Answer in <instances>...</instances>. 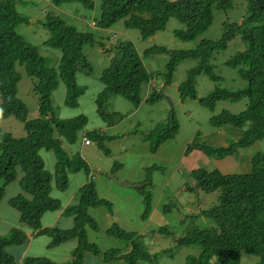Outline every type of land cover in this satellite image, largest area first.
<instances>
[{
    "label": "trees",
    "instance_id": "trees-1",
    "mask_svg": "<svg viewBox=\"0 0 264 264\" xmlns=\"http://www.w3.org/2000/svg\"><path fill=\"white\" fill-rule=\"evenodd\" d=\"M100 1V15L93 20L96 28L110 30L123 22L127 29L138 30L144 40L165 31L170 19L175 18L185 28L174 31V36L183 42L194 41L213 25L215 9L232 8V0ZM246 1L248 15L241 23H224V34L219 40H202L194 49L171 51L158 46L145 50L141 55L133 42L120 43L117 56L101 77L105 89L97 100L99 113L105 115L104 99L110 94L123 97L136 106H140L144 100L151 104L161 100L157 92L144 99L154 79L144 58L159 55L169 56L165 71L158 74L166 87L173 84L181 62L189 59L198 62L179 86L183 100H197V78L204 74L214 82H221L222 78L214 72L215 54L227 49L229 43L240 37L245 49L226 64L239 70L247 87L229 91L218 85L208 98L200 99V103L214 109L219 101L247 98V107L240 115L224 111L211 118V124L218 129L227 126L247 128L238 141L227 147L214 148L194 140L188 145L186 155L198 151L209 158L223 160L264 139V0ZM37 2L0 0V123L14 117L25 128V136L16 138L0 127V207L6 197L7 187L18 182L20 192L8 202L20 215L21 224L34 230V237L46 236L51 239L50 248L68 242L77 243L71 262L62 264H82L87 254L101 257L107 262L105 264L115 259L122 260L123 264H156L161 253L152 254L142 243L134 242L137 233H128L119 227L111 231L116 237L131 241L130 250L104 254L89 242L86 226L94 227L89 209L101 205L111 208V203L98 196L92 182L81 188L76 205L64 210L73 218V228L63 230L42 225V218L47 212L54 213L62 209L61 201L51 196L53 183L59 191H65L71 174L81 171L87 176L91 174L83 158L71 156L63 147L64 141L70 145L76 143L78 133L87 125V119H58L54 115L52 96L62 82L67 90L66 105L71 108L78 106V99L84 94V89L78 85L76 73L93 72L85 48L97 45V40L94 34L81 32L79 26L69 25V16L62 10L66 6L79 4L77 12L86 15L94 11L95 0H50V5L46 7L37 5ZM38 8L40 12H37ZM30 9H35L34 14H29ZM85 9L82 14L81 11ZM31 23L39 24L48 32L43 45L60 52L56 69L48 66L38 45L27 41L20 34L19 28L29 27ZM18 66L24 67L26 75L33 80V90L40 96L39 118L32 121L29 120L28 107L18 97V86L22 79ZM172 125L166 134L159 135L158 141L152 142V152H157L164 141L177 133L174 118ZM94 133L97 135L98 132ZM96 137L98 141L103 140L101 135ZM43 150L53 151L56 155L53 173L45 168L40 155ZM249 164V171L239 174L224 175L218 170L205 169L190 172L193 184L186 187L190 194L202 190L207 194L218 192L219 197L217 205L202 214L196 212L192 215L193 218H211L215 227L193 231L177 242L179 247L197 245L202 249L198 258H188V264H241L244 254L254 255L258 258L257 264H264V153L255 154ZM160 232L170 233L168 228H161ZM27 239V235L18 228H12L6 236L0 235V264H56L41 256H27L21 263L8 251L11 246L24 245Z\"/></svg>",
    "mask_w": 264,
    "mask_h": 264
},
{
    "label": "rangeland",
    "instance_id": "rangeland-1",
    "mask_svg": "<svg viewBox=\"0 0 264 264\" xmlns=\"http://www.w3.org/2000/svg\"><path fill=\"white\" fill-rule=\"evenodd\" d=\"M33 1L35 0H28V2ZM38 1L39 6L50 5V0ZM95 3L94 11L86 13L89 20H85L84 23L80 19L81 13L77 12V8H80L79 4L62 9L69 16V25L79 26L81 32L94 34L97 40V45L85 48V54L93 72L91 74L76 73L77 83L84 89V94L79 97L76 108L66 105L67 90L62 82L52 96L54 115L58 119L79 117L87 119V125L82 132L78 133L76 143L70 145L64 141L63 147L72 156L83 158L89 165L91 174L87 176L84 171L75 175L71 174L65 191H59L53 183L51 196L61 201L63 214L65 207L72 208L76 205L81 188L92 182L98 196L111 203V208L101 205L89 209L88 213L94 223L92 228L86 226L89 242L95 244L104 254L116 250L122 252L130 250L132 242L116 237L111 231L114 227H119L125 232L137 233L138 237L134 242L142 243L152 254L161 253L156 264H188V258H198L202 249L197 245L179 247L177 242L193 231L215 227L211 218L206 216L193 218L192 215L196 212L202 214L203 211L217 205L219 197L218 192L207 194L202 190L196 194H190L186 189L188 185L193 184L190 172L194 169H205L218 170L224 175L245 173L250 169V158L259 152L264 153V139H262L254 146L240 150L238 154L223 160L217 157L209 158L198 151L186 155L188 145L194 140L214 148L227 147L238 141L244 129L247 128L227 126L218 129L211 124V118L224 111L234 115L243 113L248 104L247 98L222 100L217 102L214 109H209L200 103V99L208 98L218 85L229 91H238L247 87V82L241 78L239 70L226 64L238 52L245 49V44L240 37H237L229 43L227 49L215 54L214 72L222 80L214 82L204 74L199 76L196 81L197 100H183L179 93V86L185 81L188 72L198 64L196 60L189 59L181 62L176 70L173 84L166 87L158 74L165 71L169 56L145 57L144 63L153 73L154 79L149 91L147 90L148 93L145 92L144 99L151 97L154 92L160 94L163 90L164 96L168 97L174 105L173 112L169 102L164 98L154 104L144 100L140 106H136L123 97L110 94L104 99L103 108L106 113L102 116L98 111L97 102L105 89L101 77L110 66L112 59L117 56V46L126 41L133 42L137 51L143 55L144 51L151 47L162 46L171 51H182L196 48L202 40H219L224 34V23H241L247 17V1L232 0L231 9H215L213 25L191 42H183L174 36V31L185 28L184 24L175 18L170 19L165 31L147 40L142 39L138 30L127 29L123 22L110 30L98 29L95 23L90 21L91 18L93 20L98 18L101 12V1L95 0ZM35 9H30L29 14H34ZM84 11L86 9L81 11L82 14ZM37 12H40V8ZM32 24L29 27L21 26L20 34H23L27 41L38 45L48 66L56 69L59 65L60 52L45 47L43 43L47 37L44 30L39 24L34 23L35 27ZM17 69L22 75L18 86V97L28 107L29 120L32 121L39 118L40 96L33 90V80L26 75L24 67L18 66ZM173 118L177 124V133L164 141L157 152H152V142L158 141L161 133L163 136L170 130L173 126ZM0 127L16 138L25 136L24 124L14 117L1 121ZM94 132H98L97 135H101L103 140L98 141ZM84 139H89L91 145L85 146ZM40 155L46 170L55 172L57 162L55 153L43 150ZM118 182L125 183L127 186ZM16 189L18 185L15 184L7 187L6 197L0 207L1 236H3L2 230L8 228V234L12 228L20 229V225L23 226L20 230L26 233L24 224L19 221L18 213L9 202L5 203L7 196L15 194ZM59 214L47 212L42 218L43 227H59L63 230L73 228V218L65 212L63 217L59 218ZM2 215L10 216L12 223L15 224L4 223ZM161 228H168L170 233H161ZM41 237L45 241L49 239L46 236ZM66 247L70 248V245ZM18 248V246H11L8 251L18 257ZM32 251L52 262L61 261L57 264L70 263L72 260V252L70 254L69 250L66 252L67 258L54 251V248L45 246L43 248L35 245ZM122 262L115 259L110 264H123ZM257 262L258 258L254 255L244 254L241 259V264H257ZM81 263L105 264L107 262L99 256L87 254Z\"/></svg>",
    "mask_w": 264,
    "mask_h": 264
},
{
    "label": "crops",
    "instance_id": "crops-1",
    "mask_svg": "<svg viewBox=\"0 0 264 264\" xmlns=\"http://www.w3.org/2000/svg\"><path fill=\"white\" fill-rule=\"evenodd\" d=\"M35 18V17H34ZM80 19H81V21H83V23L85 22V20H89L87 17H86V15H81L80 16ZM90 21H91V19H90ZM34 27H35V25H33ZM44 32V31H43ZM44 34L45 35H47L46 34V32H44ZM15 185H18V189H16V192H15V194H13L12 196L10 195V196H7V198H6V200H5V203H6V201L8 202V200L11 198V197H13L14 195L16 196L19 192H20V189H19V184H18V182H16V183H14ZM11 186V185H10ZM9 186V187H10ZM66 208V207H65ZM65 208H64V210H65ZM57 213H60L59 214V218H62L63 217V215H64V212H63V214H62V212H61V210L60 211H58ZM19 215V214H18ZM19 217H20V215H19ZM2 220H3V222L5 223V222H9L10 223V225H14L15 223H12V221H11V217L10 216H8V215H5V217H4V215H2ZM20 221V220H19ZM21 223V222H20ZM1 225V224H0ZM19 228L21 229V228H23V226L21 227V225L19 226ZM25 231H26V235H27V237H28V239H27V241H26V243L24 244V245H22V246H18L19 248H18V257H16L21 263L23 262V260L27 257V256H41V255H36V253L34 252V251H32V248L36 245L37 247H43L44 248V246L45 247H49V243L51 242V239H48V240H43L44 238L43 237H41V236H39V237H34V230H32L31 228H29L28 226H25ZM2 230V229H1ZM2 232V234H3V236H6L7 235V232H8V228L6 229V230H2L1 231ZM68 245H70V248H67L66 246H68ZM76 245H77V243L76 242H68V243H66V244H63V245H61L60 247H57V248H54V251H56L57 253H59V254H61L62 256H64L65 255V258H67V256H66V252H68V250H69V252H70V254H71V252H73L74 251V249H75V247H76ZM50 248V247H49ZM55 249H58V250H55ZM71 256V255H70ZM42 257V256H41ZM64 258V257H63ZM62 260H64V259H62ZM59 262H61V261H56V262H54V263H59ZM64 262V261H63Z\"/></svg>",
    "mask_w": 264,
    "mask_h": 264
},
{
    "label": "water",
    "instance_id": "water-1",
    "mask_svg": "<svg viewBox=\"0 0 264 264\" xmlns=\"http://www.w3.org/2000/svg\"><path fill=\"white\" fill-rule=\"evenodd\" d=\"M159 96L166 99L169 102V104L171 106V111L173 112L174 111V105L168 97L164 96L163 90H161ZM110 178L114 179L113 176H110ZM118 183H120L121 185L127 186V184H125V183H121V182H118Z\"/></svg>",
    "mask_w": 264,
    "mask_h": 264
},
{
    "label": "clouds",
    "instance_id": "clouds-1",
    "mask_svg": "<svg viewBox=\"0 0 264 264\" xmlns=\"http://www.w3.org/2000/svg\"><path fill=\"white\" fill-rule=\"evenodd\" d=\"M91 22L93 23L94 21H93V19L91 18ZM40 29V28H39ZM45 32V31H44ZM86 141H88L89 142V144H86ZM84 143H85V146H89V145H91V141L89 140V139H84ZM70 154V153H69ZM71 155V154H70ZM72 156V155H71Z\"/></svg>",
    "mask_w": 264,
    "mask_h": 264
},
{
    "label": "built area",
    "instance_id": "built-area-1",
    "mask_svg": "<svg viewBox=\"0 0 264 264\" xmlns=\"http://www.w3.org/2000/svg\"><path fill=\"white\" fill-rule=\"evenodd\" d=\"M86 144H89V142H88V141H86Z\"/></svg>",
    "mask_w": 264,
    "mask_h": 264
}]
</instances>
